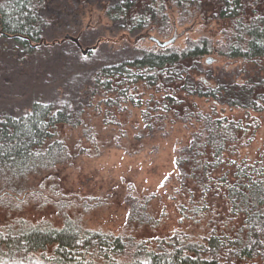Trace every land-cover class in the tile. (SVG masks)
Returning a JSON list of instances; mask_svg holds the SVG:
<instances>
[{
  "label": "trees",
  "instance_id": "1",
  "mask_svg": "<svg viewBox=\"0 0 264 264\" xmlns=\"http://www.w3.org/2000/svg\"><path fill=\"white\" fill-rule=\"evenodd\" d=\"M48 1L0 0V37L13 40L29 55L45 46ZM98 1L107 3L106 16L126 32L143 31L159 22L169 26L167 13L155 10L164 0ZM177 1L179 6L189 4ZM210 1L219 7V18L231 19L228 42L201 38L184 48L166 45L159 51L126 46L94 70L92 79L93 93L106 102L108 114L116 110L114 105L121 108L110 99L130 100L131 89L138 84L158 92L176 84L187 95L214 103L200 113L201 121H194L190 143L180 149L179 158L192 170L193 184L201 194L222 192L228 201L221 231L215 227L208 237L195 241L162 240L149 250L128 237L85 229L66 216L64 222L59 216L35 217L6 196L0 198V264H264V149L260 151L257 143L264 137L258 134L261 125L249 121L250 112H264V9L249 13L247 0ZM66 41L71 52L77 53L78 46L82 55L96 53L95 47L83 48L81 42L64 37ZM214 52L238 69L225 73V63L204 65L203 57ZM177 100L165 92L164 104L169 103L161 113L155 100V113L169 117ZM218 107L244 111L246 119L235 120L236 114L231 120L220 119ZM85 111L74 112L66 101L57 106L36 100L21 114L1 112L0 192L38 187L36 178L66 164L72 151L64 131L83 124ZM203 200L209 210L207 195ZM208 213L224 214L219 208Z\"/></svg>",
  "mask_w": 264,
  "mask_h": 264
},
{
  "label": "rangeland",
  "instance_id": "2",
  "mask_svg": "<svg viewBox=\"0 0 264 264\" xmlns=\"http://www.w3.org/2000/svg\"><path fill=\"white\" fill-rule=\"evenodd\" d=\"M247 1L249 13L264 9V0ZM187 2L184 7L177 0H164L157 6V13H167L168 27L159 22L129 33L109 20L105 2L49 0L45 9L50 21L45 46L29 55L13 40L0 37V113L21 114L36 100L51 101L57 106L66 101L74 112L86 110L83 124L64 131L71 146L70 160L36 178L38 187L29 186L20 193L6 190L0 194H11L2 198H14L35 217L55 220L59 216L64 222L66 216L85 229L109 231L143 242L149 250L156 249L164 238L195 241L209 236L215 227L221 231L227 220L228 201L222 192L209 190L201 194L193 184L192 170L179 158L180 149L190 143L194 121H201L200 113L214 103L189 96L176 84L160 92L138 84L132 87L130 100L110 99L121 108L114 105L116 110L108 114L106 102L93 93V71L115 59L114 55L126 46L159 51L162 46L150 37L171 42L168 45L175 48H184L201 38L228 42L232 22L218 17L217 4L210 0ZM66 35L81 42L83 48L95 47L96 53L83 56L78 46L77 53L71 52L69 42H64ZM202 61L214 67L225 63V73L238 69L230 67L228 59L217 52ZM165 92L178 99L171 104L172 112L166 118L154 110L156 100L163 113L169 103L164 104ZM218 110L220 119L231 120L234 114L235 120L246 119L241 110ZM250 116L254 126L261 125L258 134L264 137V112H250ZM257 143L262 151L264 142ZM222 174L220 171L219 177ZM25 193L28 194L24 196ZM205 195L209 210L203 200ZM218 208L226 212L209 217L208 212Z\"/></svg>",
  "mask_w": 264,
  "mask_h": 264
},
{
  "label": "water",
  "instance_id": "3",
  "mask_svg": "<svg viewBox=\"0 0 264 264\" xmlns=\"http://www.w3.org/2000/svg\"><path fill=\"white\" fill-rule=\"evenodd\" d=\"M66 38H68V39H72V40H76L74 37H72V36H70V35H66ZM150 39H152V40H154V41H156L159 45H161V46H166V45H168V43H171V42H161L158 38H156V37H150ZM6 194H11V193H9V192H5V193H3V194H0V197L1 196H4V195H6ZM28 193H25V195L24 196H26Z\"/></svg>",
  "mask_w": 264,
  "mask_h": 264
},
{
  "label": "flooded vegetation",
  "instance_id": "4",
  "mask_svg": "<svg viewBox=\"0 0 264 264\" xmlns=\"http://www.w3.org/2000/svg\"><path fill=\"white\" fill-rule=\"evenodd\" d=\"M205 237H208V236L206 235ZM162 240H169V239L164 238V239H161L160 241H162ZM173 240H175V239H173ZM177 240H178V239H177ZM160 241H159V242H160ZM178 241H179V240H178ZM159 242H158V244H159ZM137 243H143V242H137ZM143 244H144V243H143ZM158 244H157V245H158ZM144 245H145V244H144ZM145 247H147V246H145ZM156 247H157V246H156ZM154 250H155V249H154Z\"/></svg>",
  "mask_w": 264,
  "mask_h": 264
}]
</instances>
